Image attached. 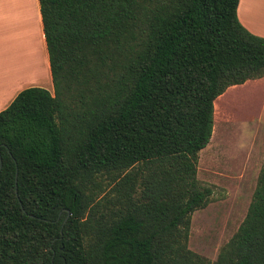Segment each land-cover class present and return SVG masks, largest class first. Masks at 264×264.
I'll return each mask as SVG.
<instances>
[{
  "label": "trees",
  "instance_id": "1",
  "mask_svg": "<svg viewBox=\"0 0 264 264\" xmlns=\"http://www.w3.org/2000/svg\"><path fill=\"white\" fill-rule=\"evenodd\" d=\"M38 1L53 92L0 111V264H264V159L217 258L188 248L215 100L264 77L239 0Z\"/></svg>",
  "mask_w": 264,
  "mask_h": 264
},
{
  "label": "rangeland",
  "instance_id": "2",
  "mask_svg": "<svg viewBox=\"0 0 264 264\" xmlns=\"http://www.w3.org/2000/svg\"><path fill=\"white\" fill-rule=\"evenodd\" d=\"M11 15L1 36V64L27 74L39 64L38 32L31 12ZM7 77L1 72L0 84ZM263 159L264 78H259L228 87L216 100L211 138L197 164L198 180L213 188L212 200L191 214L189 249L210 261L217 258L246 215Z\"/></svg>",
  "mask_w": 264,
  "mask_h": 264
},
{
  "label": "crops",
  "instance_id": "3",
  "mask_svg": "<svg viewBox=\"0 0 264 264\" xmlns=\"http://www.w3.org/2000/svg\"><path fill=\"white\" fill-rule=\"evenodd\" d=\"M25 10L32 13L33 26L38 32L37 39L40 47L39 64L38 66H33L31 72L19 74L16 73L17 70H13L12 67L3 68L4 66L1 64L0 56V73L4 71L8 76L4 82L0 84V111L13 100L20 90L26 87L39 86L49 90L51 93L53 91L48 52L42 29L38 0H0V44L2 43L1 36L5 33V21L7 16H10V14H12L11 16L13 17L15 15H22ZM237 17L240 23L249 32L264 37V0H239L237 5ZM17 49L14 51L17 52ZM15 57L16 56L12 58L13 62H18L15 60ZM15 66H19V64H15Z\"/></svg>",
  "mask_w": 264,
  "mask_h": 264
},
{
  "label": "bare ground",
  "instance_id": "4",
  "mask_svg": "<svg viewBox=\"0 0 264 264\" xmlns=\"http://www.w3.org/2000/svg\"><path fill=\"white\" fill-rule=\"evenodd\" d=\"M31 41H32V38H31L30 42H31ZM37 43H38V42H37ZM35 44H36V43H35ZM36 45H39V43L36 44ZM29 46H30V45H29ZM33 48H34V47H33ZM34 49H35V48H34ZM34 49H33V50H34ZM35 53H36V52H34V54H35ZM38 53H39V52H38ZM32 55H33V54H32ZM16 57H17V56H16ZM16 57H15V59H16ZM19 59H20V58H19ZM19 59H18V60H19ZM20 60H21V59H20ZM34 60H35V59H34ZM19 66H20V65H19Z\"/></svg>",
  "mask_w": 264,
  "mask_h": 264
},
{
  "label": "water",
  "instance_id": "5",
  "mask_svg": "<svg viewBox=\"0 0 264 264\" xmlns=\"http://www.w3.org/2000/svg\"><path fill=\"white\" fill-rule=\"evenodd\" d=\"M69 214V213H68ZM68 216V215H67Z\"/></svg>",
  "mask_w": 264,
  "mask_h": 264
}]
</instances>
